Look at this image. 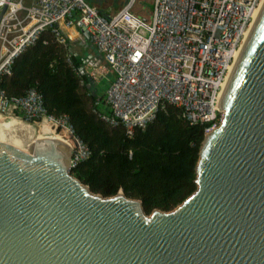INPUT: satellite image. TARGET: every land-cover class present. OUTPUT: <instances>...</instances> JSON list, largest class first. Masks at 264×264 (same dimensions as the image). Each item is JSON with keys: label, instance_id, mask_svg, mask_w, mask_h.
Listing matches in <instances>:
<instances>
[{"label": "water", "instance_id": "obj_1", "mask_svg": "<svg viewBox=\"0 0 264 264\" xmlns=\"http://www.w3.org/2000/svg\"><path fill=\"white\" fill-rule=\"evenodd\" d=\"M217 106L194 190L147 214L71 175L66 142L0 134V264H264V4Z\"/></svg>", "mask_w": 264, "mask_h": 264}, {"label": "built area", "instance_id": "obj_2", "mask_svg": "<svg viewBox=\"0 0 264 264\" xmlns=\"http://www.w3.org/2000/svg\"><path fill=\"white\" fill-rule=\"evenodd\" d=\"M135 1L105 16L86 0H0V79L41 32L65 48L66 30L81 29L101 61L80 68L69 56L66 62L94 82L113 73L102 98L109 111L96 110L98 96L91 102L101 120L120 123L130 137L169 103L189 124L203 123V134L209 132L219 122V94L261 0H149L147 11H136ZM18 116L48 129L60 124L71 145L70 167L88 154L66 116L47 113L33 88L9 95L0 87V118Z\"/></svg>", "mask_w": 264, "mask_h": 264}, {"label": "trees", "instance_id": "obj_3", "mask_svg": "<svg viewBox=\"0 0 264 264\" xmlns=\"http://www.w3.org/2000/svg\"><path fill=\"white\" fill-rule=\"evenodd\" d=\"M72 44L68 41L64 48L48 31L41 32L15 57L0 87L9 95H22L33 88L47 113L66 116L73 133L88 148V154L69 173L91 191L108 196L121 190L127 197L138 198L146 214L154 208L171 209L195 188L194 165L204 124H189L179 107L164 103L150 122L127 137L120 123L110 125L91 110L98 96L101 102L96 110L109 111L102 98L113 74L96 82L83 72L76 74L67 56L77 68L84 59ZM60 134L66 138L64 131Z\"/></svg>", "mask_w": 264, "mask_h": 264}, {"label": "crops", "instance_id": "obj_4", "mask_svg": "<svg viewBox=\"0 0 264 264\" xmlns=\"http://www.w3.org/2000/svg\"><path fill=\"white\" fill-rule=\"evenodd\" d=\"M88 3L95 5L105 16L112 15L124 3L123 0H86ZM69 41L73 42L72 48L80 52L84 62L98 63L101 61V53L94 44L84 35V31L76 28L66 30ZM87 54V55H85ZM83 62V63H84ZM82 63V64H83ZM113 74V73H112Z\"/></svg>", "mask_w": 264, "mask_h": 264}, {"label": "rangeland", "instance_id": "obj_5", "mask_svg": "<svg viewBox=\"0 0 264 264\" xmlns=\"http://www.w3.org/2000/svg\"><path fill=\"white\" fill-rule=\"evenodd\" d=\"M184 0H182L181 2H183ZM137 7L135 8L136 11L140 10H144L147 11L148 9H150L151 7V3L149 0H136L134 3ZM139 7V9H138ZM180 12L178 14V16H180ZM177 22V21H176ZM87 55V54H85ZM1 119V118H0ZM15 122L10 124L8 127L1 129L2 134L3 133H14V132H22V133H31L34 135H37V133H40L41 131L39 130V128H41L46 134H55L60 136L61 138H64L62 136V134H60V130L64 129L60 124H56V127H49L50 131L46 132L44 130V127L41 126L40 121L36 120V122H28L24 119H22V117H16L14 118ZM2 121L5 122H9L12 119L11 118H4L1 119ZM38 128V129H37ZM38 131V132H37ZM65 139V138H64ZM68 141V140H67ZM69 142V141H68Z\"/></svg>", "mask_w": 264, "mask_h": 264}, {"label": "bare ground", "instance_id": "obj_6", "mask_svg": "<svg viewBox=\"0 0 264 264\" xmlns=\"http://www.w3.org/2000/svg\"><path fill=\"white\" fill-rule=\"evenodd\" d=\"M263 4H264V0H261L260 3H259V5H258V8L255 9L254 18H253L252 21L250 22V24H249V26H248V29L246 30V33L244 34L243 41H242V43H241V45H240V48H239V50H238V52H237V55H236V57H235V60H234V62L231 64V66H230V68H229V71H228V73H227V75H226V78H225V81H224V84H223V87H222V91H223V88H224V86H225V83H226V81H227V79H228V77H229V74H230V72H231V70H232V68H233V66H234V64H235V62H236V60H237L239 54H240V51H241V49H242V47H243V45H244V43H245V41H246V39H247V37H248L250 31H251V29H252V26H253V24H254V22H255L257 16H258L260 10H261ZM222 91H221L220 94H222ZM14 122H15L14 120H12V122H10V121H9V122H5V121H2V120L0 119V134H2L1 129L8 127L10 124H12V123H14ZM37 129H38V128H37ZM213 129H214V128H213ZM213 129H211L210 131H212ZM39 130H40L41 132H40V133H37V136H40V137H43V138L48 137V136H53V137H55V138H57V139H60V140L66 142L67 144L70 145V142H68V141H67L66 139H64V138H61V137L58 136V135H55V134H53V135H52V134H46V133L42 132L43 130H42L41 128H39ZM210 131H209V132H210ZM37 132H38V131H37ZM209 132H207V133H209ZM209 134H210V133H209ZM209 134H207L206 136H208ZM70 146H71V145H70Z\"/></svg>", "mask_w": 264, "mask_h": 264}]
</instances>
